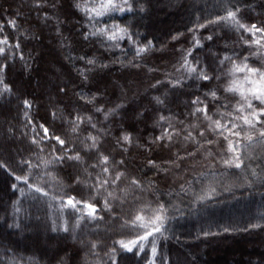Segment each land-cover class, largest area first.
<instances>
[{
  "label": "trees",
  "instance_id": "obj_1",
  "mask_svg": "<svg viewBox=\"0 0 264 264\" xmlns=\"http://www.w3.org/2000/svg\"><path fill=\"white\" fill-rule=\"evenodd\" d=\"M77 3L0 0V264H264L262 126L224 131L228 152L213 123L251 111L224 89L251 87L234 66L264 71V35L236 22L264 28V0H115L124 11L92 18ZM205 106L211 120L193 115Z\"/></svg>",
  "mask_w": 264,
  "mask_h": 264
},
{
  "label": "snow or ice",
  "instance_id": "obj_2",
  "mask_svg": "<svg viewBox=\"0 0 264 264\" xmlns=\"http://www.w3.org/2000/svg\"><path fill=\"white\" fill-rule=\"evenodd\" d=\"M125 3H127V0H124ZM76 7L81 11L84 12L86 14L89 15V18L94 17H100L103 16L111 11L114 10H119V11H124V8H120L116 3L115 0H102L101 3L99 4H95L93 7H88L87 6V0H85L84 4H79L77 3ZM224 20H232L235 21L236 20V14L235 12H228L226 17H220L219 21H224ZM219 21H210V23H217ZM239 24V27L242 29H245V31H249V32H254V33H261V35H264V28H260L257 27L255 24H253L251 26V28H246L244 24L239 23L238 21H236ZM14 23V22H13ZM201 27H204V25H201ZM124 29H119L117 27L116 31L111 32V33H107L105 32L104 29H97L95 32L92 33V35H102V36H106V38L108 40H117V39H122L123 36H121L120 34L122 32H124ZM208 39H211V37H208ZM0 43H7V40H3L0 41ZM252 43L259 45L260 47H264V44H261V41L259 39L254 40ZM4 51L3 48H0V53H2ZM145 49L144 48H140L138 53H142L144 52ZM262 58H264V54H262ZM225 59H229L228 57H225ZM88 63H93V61H88ZM221 63H223V61H221ZM188 61L185 59L184 61V65H187ZM184 65H181V67H184ZM245 69L247 70L248 73L251 74L252 78L246 77V81L251 85L250 88L248 89H244L243 87V83H239L237 81H233L231 83V85L227 88H225L224 90L226 92L229 93H239L241 99L244 101V104L242 105H238L235 109L236 112L238 113H243L245 108L250 109L251 111L248 113V115H242V116H238L234 118L235 120H242V125L241 124H237L235 122H233L231 124V126L229 127L228 125H222L220 123V121H214L213 123L215 124V130L219 132L220 136L223 137V139L228 140V148L227 151L228 152H235V148L233 145V141H231L228 136H224V131H227L229 133L230 136H235V137H240L241 136V129L243 126H247V128L249 129H255L256 126L259 124L261 125V130L258 132L259 137H264V71H261L259 69L256 68H251L248 67L247 64L243 65V67L240 66H234L232 69V72H243L245 71ZM2 70V69H0ZM187 71L190 73H195L197 72V69L194 67H191L190 65L187 67ZM258 77V78H257ZM200 79L202 80H210L211 78L204 73L203 71H201ZM211 96L213 99H216V92H212ZM250 97V98H249ZM255 102V103H254ZM27 105V102H25ZM193 104H202L203 101H201L199 99V97H197V99L192 101ZM225 107H227V105H225ZM97 111H99V109H97ZM203 112L205 114L204 118L207 120H211V116L207 115L208 112V108L207 106L205 107H198L196 108L195 112L193 113V115H195L196 113H200ZM228 115H231V113H228ZM79 119V118H78ZM161 119H164L163 117H161ZM73 131H75V128L73 129ZM44 133L45 135H47V129H44ZM204 133L202 132L201 135H203ZM165 135L168 136V138H171V135L167 132H165V134H162L160 137H157V139H164ZM191 135V134H189ZM57 142L60 145H64V141L62 139H60L59 137H54ZM245 138L248 141H252L253 140V136L250 134H245ZM94 143L93 145H91V147H95V137L92 138ZM125 142H129V137L126 135L123 137ZM264 142V141H262ZM209 143H211V141H209ZM68 159H74L79 161L80 160V156L77 154L76 156H70L67 157ZM58 159H61V157H58ZM108 157L107 156H103L100 163L106 165L108 163ZM150 163H153L150 161ZM225 164L229 165V166H234L235 168H240L241 164H242V160L240 158V156H234L232 159L229 160H225ZM3 165H0V167H2ZM96 165H93V167H95ZM104 171L107 172L108 168L105 167ZM122 175V174H121ZM16 179L18 181H22L23 183H28V177H21L18 176L16 177ZM120 179V175L116 176V180ZM105 183H107V181H104ZM133 184H137L138 182L133 180L132 181ZM13 187L15 188L16 185H13ZM29 187L34 188L35 191L39 192L41 191L40 188L38 187H34L33 185L29 184ZM78 205H83L84 209H88V211L86 213H84L87 216H91L93 218H95V212H96V208L94 205L89 204L87 202L81 201V200H76L75 197H69L66 201V204L64 205L65 207H71L74 210H79L77 208ZM161 217L160 216H156L154 220L151 221L152 224H155L156 221L160 220ZM143 217L141 216H137L136 217V221H142ZM134 226H135V222H133ZM141 227H147V225L141 223L140 224ZM160 229L159 227H155L153 229V231H149L147 232L145 235L140 236L138 239L139 240H147L150 236L153 235V232H159ZM138 243L137 240H133L130 241L129 244L131 245H136ZM129 244H124L123 242H121L122 247L127 248L129 251H131V248L129 247ZM95 246V245H94ZM153 252H155V249H153Z\"/></svg>",
  "mask_w": 264,
  "mask_h": 264
}]
</instances>
